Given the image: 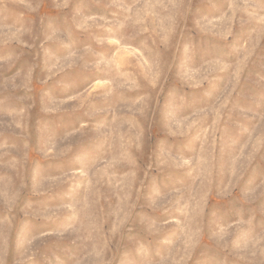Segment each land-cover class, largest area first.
Returning a JSON list of instances; mask_svg holds the SVG:
<instances>
[{"label":"rangeland","instance_id":"374dc122","mask_svg":"<svg viewBox=\"0 0 264 264\" xmlns=\"http://www.w3.org/2000/svg\"><path fill=\"white\" fill-rule=\"evenodd\" d=\"M0 264H264V0H0Z\"/></svg>","mask_w":264,"mask_h":264}]
</instances>
